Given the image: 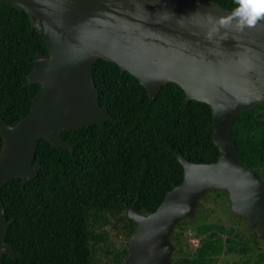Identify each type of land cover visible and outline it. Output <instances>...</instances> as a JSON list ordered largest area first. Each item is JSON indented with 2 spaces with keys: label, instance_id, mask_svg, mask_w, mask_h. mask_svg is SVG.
<instances>
[{
  "label": "water",
  "instance_id": "water-1",
  "mask_svg": "<svg viewBox=\"0 0 264 264\" xmlns=\"http://www.w3.org/2000/svg\"><path fill=\"white\" fill-rule=\"evenodd\" d=\"M0 1L30 18L47 50L36 55L27 75V85H40L29 113L15 125L0 116V255L17 256L6 242L10 223L2 187L14 179L24 187L38 176L41 168L33 161L39 140L73 151L61 132L117 122L98 101L92 78L97 60L134 77L151 101L163 86L176 84L185 104L208 105V131L218 149L214 163L177 155L183 181L153 213L141 214L138 199L126 209L136 229L119 239L129 251L121 264H172L171 234L180 221L195 216L211 190L225 192L233 215L257 229L264 242V180L241 165L232 135L234 119L264 103V19L240 31L232 19L235 10L203 0ZM221 18L231 23L221 25Z\"/></svg>",
  "mask_w": 264,
  "mask_h": 264
},
{
  "label": "trees",
  "instance_id": "trees-1",
  "mask_svg": "<svg viewBox=\"0 0 264 264\" xmlns=\"http://www.w3.org/2000/svg\"><path fill=\"white\" fill-rule=\"evenodd\" d=\"M204 1L226 10L239 6L236 0ZM40 52L47 55L30 18L0 1V116L11 125L29 113L40 88L27 85ZM92 78L100 105L117 122L61 132L73 151L39 140L33 161L41 168L38 176L24 187L20 179L11 180L1 190L10 223L6 242L17 253L14 259L1 254V264H120L129 251L119 239L136 229L126 209L138 199L140 213L151 214L182 183L177 155L193 163L218 159L208 131L210 107L196 101L185 104V93L176 84L163 86L151 101L134 77L104 60L94 62ZM232 135L241 165L264 180V103L241 112ZM211 195L217 206L229 201L225 192L211 190L195 215ZM195 220L180 221L171 234L173 264H217L228 251L225 240L213 235L191 250L178 229ZM201 226L198 232L205 233Z\"/></svg>",
  "mask_w": 264,
  "mask_h": 264
},
{
  "label": "rangeland",
  "instance_id": "rangeland-1",
  "mask_svg": "<svg viewBox=\"0 0 264 264\" xmlns=\"http://www.w3.org/2000/svg\"><path fill=\"white\" fill-rule=\"evenodd\" d=\"M213 197L202 203L201 212L193 217L195 221L186 222L178 229V232L183 230L190 249L195 250L209 235L220 236L229 249L219 257L217 264H264V242L260 236L244 219L233 215L229 201L223 200L217 206ZM202 224L207 228L205 233L198 232Z\"/></svg>",
  "mask_w": 264,
  "mask_h": 264
},
{
  "label": "clouds",
  "instance_id": "clouds-1",
  "mask_svg": "<svg viewBox=\"0 0 264 264\" xmlns=\"http://www.w3.org/2000/svg\"><path fill=\"white\" fill-rule=\"evenodd\" d=\"M236 3L239 6L232 13V19L237 21L238 30L256 27L264 19V0H236ZM219 23L225 25L231 23V20L221 18Z\"/></svg>",
  "mask_w": 264,
  "mask_h": 264
},
{
  "label": "flooded vegetation",
  "instance_id": "flooded-vegetation-1",
  "mask_svg": "<svg viewBox=\"0 0 264 264\" xmlns=\"http://www.w3.org/2000/svg\"><path fill=\"white\" fill-rule=\"evenodd\" d=\"M126 258H127V257H126ZM126 258H125V259H126ZM122 261H123V260H122ZM122 261H121V262H122ZM121 262H120V264H121ZM171 262H172V257H171ZM104 264H105V263H104ZM172 264H173V263H172Z\"/></svg>",
  "mask_w": 264,
  "mask_h": 264
}]
</instances>
